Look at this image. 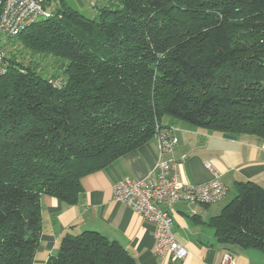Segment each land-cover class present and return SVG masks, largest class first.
Returning <instances> with one entry per match:
<instances>
[{
  "label": "trees",
  "instance_id": "1",
  "mask_svg": "<svg viewBox=\"0 0 264 264\" xmlns=\"http://www.w3.org/2000/svg\"><path fill=\"white\" fill-rule=\"evenodd\" d=\"M90 1L94 18L55 0L49 17L0 37V264H35L41 198L76 204L84 177L171 128L167 118L264 141V0ZM14 42L59 71L26 62ZM237 188L212 220L217 240L264 254V188ZM46 264L137 263L85 231Z\"/></svg>",
  "mask_w": 264,
  "mask_h": 264
},
{
  "label": "crops",
  "instance_id": "2",
  "mask_svg": "<svg viewBox=\"0 0 264 264\" xmlns=\"http://www.w3.org/2000/svg\"><path fill=\"white\" fill-rule=\"evenodd\" d=\"M82 10L84 4L77 1ZM174 128L177 145L173 154L160 155L157 138L129 152L104 169L82 179L83 192L74 205L57 198H41L42 230L35 264H46L59 251L62 238L96 231L118 242L137 264H221L230 253L234 264H264V254L252 249L219 244L212 220L226 204L189 206L176 204L171 209L174 233L186 244L190 255L176 260L172 254H155V226L126 204L114 199L113 185L124 179L146 180L161 161L175 159L180 181L203 185L214 179V172L231 191L238 183L254 182L264 188V141L252 136L210 132L178 120L165 119ZM210 164L214 170L207 167Z\"/></svg>",
  "mask_w": 264,
  "mask_h": 264
},
{
  "label": "built area",
  "instance_id": "3",
  "mask_svg": "<svg viewBox=\"0 0 264 264\" xmlns=\"http://www.w3.org/2000/svg\"><path fill=\"white\" fill-rule=\"evenodd\" d=\"M55 0H0V37L16 38L40 18L49 17L47 5ZM9 62L0 48V77L8 72ZM57 85H59L57 83ZM156 138L160 155L173 154L177 145L174 128L161 130ZM178 162L161 161L155 173L146 180L124 179L113 185L114 199L126 204L135 213L155 226V254H172L176 260L190 255L186 244L174 233V219L170 209L180 203L189 206L213 205L222 202L228 194L221 177L212 166L214 179L203 185H190L180 181ZM221 264H234L230 253L223 256Z\"/></svg>",
  "mask_w": 264,
  "mask_h": 264
},
{
  "label": "rangeland",
  "instance_id": "4",
  "mask_svg": "<svg viewBox=\"0 0 264 264\" xmlns=\"http://www.w3.org/2000/svg\"><path fill=\"white\" fill-rule=\"evenodd\" d=\"M61 1L62 0H56V5L60 4ZM63 1H65L68 5L77 7L78 0H63ZM79 1H81L84 4V8L81 10L82 13L88 18H94L96 15V12H95V9L93 8V3H91L90 0H79ZM1 38H5V37L2 36ZM9 47L14 48V50H16L17 53H19L21 57L26 58V62L32 61L33 63L35 62L38 65H40L41 69H43V72L47 73L48 76H51L55 72L59 71L60 66L62 64V62H60L59 60L53 57L45 58L40 55H33L31 52L25 49H22L20 46H18L16 42L10 43ZM236 196H237V192L231 191L229 195H227L223 204L227 205L228 203L233 201L236 198Z\"/></svg>",
  "mask_w": 264,
  "mask_h": 264
}]
</instances>
